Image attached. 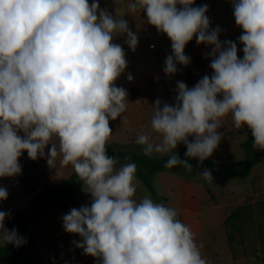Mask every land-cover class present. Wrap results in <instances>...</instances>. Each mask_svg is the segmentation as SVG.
Returning a JSON list of instances; mask_svg holds the SVG:
<instances>
[{"label": "clouds", "instance_id": "clouds-1", "mask_svg": "<svg viewBox=\"0 0 264 264\" xmlns=\"http://www.w3.org/2000/svg\"><path fill=\"white\" fill-rule=\"evenodd\" d=\"M193 4H128L130 13H145L147 23L172 41L166 74L176 73L177 63L189 64L184 49L194 36L197 44L213 46V75L191 88L178 82L175 106L156 100L150 130L135 141L146 156L171 153L165 167L189 172L192 166L174 151L178 144L186 145V157L203 162L218 147L217 130L229 114L235 128L251 130L253 147L264 150V0H233L235 23L243 29L242 59L235 42L222 45L218 27L209 31L207 5ZM120 34L135 51L138 37L128 21L101 10L98 0H0V178L21 174L25 151L36 160L51 144L48 166L59 171L71 165L92 199L90 207L62 217L64 230L82 238L77 247L84 254L101 264H208L175 209L134 198L136 165L117 168L107 154L109 121L127 110V91L115 85L127 67L123 48L112 42ZM200 175L213 180L208 170ZM7 198L0 187V201ZM9 215L0 211V240L19 247L27 241L5 227Z\"/></svg>", "mask_w": 264, "mask_h": 264}, {"label": "crops", "instance_id": "crops-1", "mask_svg": "<svg viewBox=\"0 0 264 264\" xmlns=\"http://www.w3.org/2000/svg\"><path fill=\"white\" fill-rule=\"evenodd\" d=\"M92 2L93 0H89L90 4ZM130 2L131 0H98L101 10L109 12L114 18L126 19L129 29L138 37L135 51L127 44L126 34L116 35L112 41L123 48L127 61V67L115 81L117 87H122L127 91V110L121 117H117L118 120L122 119L124 114H134L137 118L141 114L153 113V105L156 100L159 99L163 105V103H167V97L177 96V84L184 82L185 77V65L179 63L176 65V73L171 75L165 73V61L169 55H173L172 41L147 23L145 13L139 10L135 14L130 13L128 10ZM220 26L228 37L227 39L231 40L234 37V41H237L236 44L243 46L239 41L243 29L235 23L234 9L220 23ZM212 47L204 43L197 44V38L194 36L193 48H196L197 51H194L192 55L202 56L208 53ZM239 51V53H243V49ZM206 62L208 67L209 60L207 59ZM129 75L132 77L131 80L128 79ZM134 90L138 93L132 94L131 92ZM222 125V130L219 133L222 139L210 158L226 164L240 160L243 155L241 145L249 135H252L251 130L247 127L235 128L231 114L223 118ZM109 126L112 129V136L106 148L143 151V146L136 144L135 141L140 132L150 130V124H109ZM153 135L155 136V134ZM184 146L185 144H178L174 150L175 153L180 152ZM50 147L51 144L45 148V157L37 158V163L45 185L61 186L73 173V168L68 165L57 171L55 168L49 167L47 153ZM57 166L59 167V159H57ZM255 170L260 171L256 197L263 196L264 161L257 165L253 172ZM230 180L214 178L210 182L209 192L203 178L189 179L179 174L177 170L170 169L154 177V187L157 195L165 199L162 204L175 209L178 219L189 225L196 234V242L202 245L201 253L207 259L208 264H256L257 258H260L262 253L248 250L246 236L242 234L237 236L239 242L234 243L235 253H232L228 242L225 220L232 211L230 182H228ZM134 183L137 189L134 198L138 202L144 197H149L156 202L137 177ZM0 187H4L8 191V198L0 201L1 211L14 213L27 207L30 197L23 191L20 174L15 177L0 178ZM82 189L83 187L75 196L69 209H50L46 221L34 224L29 228L30 234L37 241L43 264H101L99 258L86 255L82 248L77 247V244L82 242V238L78 234L67 233L63 228L62 217L72 208L91 206L90 194ZM257 202L260 201H249L248 204L243 203L238 207L254 205ZM257 211H263V209L254 210L255 227L252 229L251 240L255 246L261 248L260 239L264 234L257 231ZM5 227L8 229L6 225ZM5 245L7 244L0 240V247ZM239 246L243 250H240Z\"/></svg>", "mask_w": 264, "mask_h": 264}, {"label": "trees", "instance_id": "trees-1", "mask_svg": "<svg viewBox=\"0 0 264 264\" xmlns=\"http://www.w3.org/2000/svg\"><path fill=\"white\" fill-rule=\"evenodd\" d=\"M207 0H195L194 7H199L200 4ZM164 34V33H163ZM166 35V34H165ZM167 36V35H166ZM193 44L188 42L185 46L184 53L188 56L190 48ZM192 79V68L189 62L185 66L184 83L190 88ZM21 136L23 132L19 133ZM190 141V139H189ZM243 157L240 160L233 161L227 164L216 163L212 158H207L203 162L198 159L188 158L185 153L186 145L177 154L179 158L192 166V171H187L183 166L175 168L165 167V163L169 154L160 155L154 153L151 157L146 156L143 151L127 150V149H111L106 148L107 154L115 157L118 161L116 167L134 163L136 165V177L144 185L150 196L157 202L162 203L165 199L160 198L154 187V177L170 169H175L182 176L189 179L203 178L202 174L205 170L211 172L214 178H224L231 180H244L251 176L254 168L264 161V150H258L253 147V137L249 135L241 145ZM19 163L22 166L21 181L23 191L30 197L27 207L23 210L10 213L6 217L4 224L9 230L15 229L18 234L26 239V243L16 247L13 244H7L0 247V264H43L42 255L38 247L37 241L30 234L29 228L34 224H40L46 221L50 209L66 210L69 209L74 198L80 189L83 187L82 182L74 172L61 186L45 185L42 179L41 172L36 160H31L25 151L19 158ZM204 179V178H203ZM205 180V179H204ZM206 186L210 192V182L206 181ZM264 207V200L257 202L254 205H245L236 207L225 220V228L227 230L228 242L232 253H235L234 243H238V235L245 233L247 227L253 229L254 210H260ZM1 211V210H0ZM264 216V210L262 211ZM243 222V223H242ZM242 223V224H241ZM258 231L264 232V223L258 225ZM243 242V240H240ZM262 250V261L264 263V235L260 239Z\"/></svg>", "mask_w": 264, "mask_h": 264}, {"label": "rangeland", "instance_id": "rangeland-1", "mask_svg": "<svg viewBox=\"0 0 264 264\" xmlns=\"http://www.w3.org/2000/svg\"><path fill=\"white\" fill-rule=\"evenodd\" d=\"M195 5V0H194V4L191 5L192 7H194ZM203 5H207L208 11L206 12V15L209 18L210 21V26H209V31L216 29L217 27L220 29V33H219V40L222 43V45L224 44L225 41H233L235 43H237V41H234V37L230 39H227L228 37H226L225 33L223 32V28L222 26H220V23L223 22V20H225L227 18V15L230 13V11L233 9V0H207L204 1L201 6ZM194 41V37L191 40V43L193 44ZM237 55L238 58H242L244 53H239L240 49H243V46L237 44ZM194 51H197L196 48H193V46L190 48L189 50V58H190V64H191V68H192V79H191V87H194L205 75L211 77L213 75V69L210 67L211 62L213 57L210 55L212 49L206 53L203 54L202 56H193L192 54L194 53ZM209 60V66L207 67V62L206 60ZM208 71V72H206ZM132 94L135 93L137 94L138 92L136 90L131 92ZM167 103L175 106L176 103V97H167ZM153 113L150 114H141L140 116H136L134 114H124L122 119H116V120H110L109 124H150L151 121V117H152ZM222 124H223V119H222ZM223 125L221 126V128H219L217 131L220 133V131L222 130ZM190 141L192 140V137H189ZM183 144V143H182ZM179 152H176V154H178ZM243 154V153H242ZM243 157V155H242ZM216 162V161H215ZM219 163V162H216ZM219 164H226V163H219ZM259 173L260 171L255 170L253 172V174L246 180H230L228 182H230V190H231V208L232 210L236 207H238L240 204H248L249 201H262L264 200V194L259 195L256 197L257 194V190H256V186H258V179H259ZM241 200V201H240ZM264 210V207L261 208ZM256 222L257 223V231L258 229V225L259 224H263L264 223V216L262 215V211H257V215H256ZM252 227L249 228L247 227L245 229V233H243L242 235L246 236V240L248 243V250L250 251H260L262 252L261 248L258 246H255L253 241L251 240L253 237V233H252ZM258 233L256 232V235ZM261 234H264V232L261 231ZM238 238V237H237ZM239 240V239H238ZM240 250H243L240 246H239ZM255 255V253H254ZM256 256V255H255ZM262 256H260V258L258 257L256 260V264H264L262 261ZM258 262V263H257Z\"/></svg>", "mask_w": 264, "mask_h": 264}]
</instances>
